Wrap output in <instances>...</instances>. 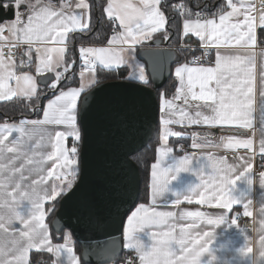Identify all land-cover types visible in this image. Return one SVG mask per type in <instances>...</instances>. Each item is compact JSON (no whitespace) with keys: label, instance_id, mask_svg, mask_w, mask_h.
Here are the masks:
<instances>
[{"label":"snow or ice","instance_id":"1","mask_svg":"<svg viewBox=\"0 0 264 264\" xmlns=\"http://www.w3.org/2000/svg\"><path fill=\"white\" fill-rule=\"evenodd\" d=\"M0 9L12 14L11 19L0 16V101L15 98L22 101L21 113L42 112V118L22 114L18 120H0V264H45L40 256L30 260L33 250L52 254L51 264H80L70 233L62 244H54L45 221L69 193L78 196L83 149L97 106L94 90L108 73L132 66L131 51L137 44L154 41L157 33L169 38L173 26L184 36L198 38L197 51L205 50L201 56L207 62L193 53L196 66H177L174 91L159 97V127L154 131L162 141L160 159L150 166L145 193L152 206L140 203L129 210L123 247L135 253L125 264H137V259L139 264H200L199 255L209 250L212 236L200 232V226L222 220L206 218L204 211L156 210L172 181L190 171L193 159L172 156L173 163L161 169L173 152L169 137L186 138L169 126L212 129L235 124L255 131L258 124V151L264 156V0L258 5L255 0H216L214 5L208 0H0ZM108 33L107 46H96L105 43ZM257 46L262 49L258 78L257 53L221 51ZM133 69L131 76L147 83L144 68ZM190 139L198 149L254 148L253 138L193 132ZM201 160L208 163L194 173L199 183L173 193L174 206L195 203L223 211L228 207L226 184L251 171V158L229 161L209 154ZM206 168L211 169L207 176ZM81 205L89 206L87 201ZM182 221L191 222L179 226L177 234ZM146 228L157 229L147 233L150 245L138 236Z\"/></svg>","mask_w":264,"mask_h":264},{"label":"water","instance_id":"2","mask_svg":"<svg viewBox=\"0 0 264 264\" xmlns=\"http://www.w3.org/2000/svg\"><path fill=\"white\" fill-rule=\"evenodd\" d=\"M0 16L12 18L3 9ZM170 46V38L159 40L137 53L150 87L131 80L110 81L94 90L97 106L83 149L78 196L69 193L51 223L54 233L72 235L85 264H113L122 254L123 225L138 201L141 185L132 157L149 145L156 132L157 92L170 80L178 60ZM82 201L89 206L83 207Z\"/></svg>","mask_w":264,"mask_h":264},{"label":"crops","instance_id":"3","mask_svg":"<svg viewBox=\"0 0 264 264\" xmlns=\"http://www.w3.org/2000/svg\"><path fill=\"white\" fill-rule=\"evenodd\" d=\"M256 3V0H255ZM182 29V24L180 25ZM167 28V25H166ZM181 41L180 45L177 47H171V49L176 50H183V51H191L192 48H198L199 40L197 37L182 35L181 31ZM156 39L154 41H147L143 44H137L134 49L131 51L130 63L132 66L129 67H121L126 68L128 70V76H130L133 72V66L139 65L144 68L146 74L145 65L137 59V53L139 50L144 48H149L151 43H155L159 40L166 41L169 38H163L160 36V33L156 34ZM110 39V38H109ZM187 41V44L185 43ZM107 46V45H105ZM115 48L119 49V45L114 46ZM23 50V46L20 49ZM261 48L257 46L255 49L249 48H228L222 49L221 51L227 53H245L249 51H254L257 53V78L259 77V53L261 52ZM213 53L215 50H212ZM127 55V53H126ZM79 57V53H78ZM213 59L215 56L213 54ZM188 61V60H187ZM187 61H184L182 64H186ZM179 65H175L172 68V78L174 79V84L178 83L175 77V68ZM99 68V66H98ZM120 69V68H119ZM107 71V70H106ZM51 73L46 74V76L51 77ZM86 76L88 73L85 74ZM147 78V74H146ZM40 80L41 84L45 83V80L42 78L37 77ZM78 76V80H79ZM148 79V78H147ZM140 82V81H139ZM257 93V99H258ZM15 98H13L14 100ZM4 101H0L2 103ZM46 103V101L44 102ZM179 103V102H178ZM194 111V110H193ZM206 111V109H204ZM38 118H42V112L40 113ZM255 123V121H254ZM159 127V114H158V126ZM172 131H180L185 134L186 138L179 139L177 137H169L168 146L173 148V152L169 157L164 158L163 163H161V169L169 166L173 163L172 156H175L178 159L182 158L186 154H180L176 150V144L186 142L189 143V136L191 133H201V134H209L214 133L215 137H236V138H253L254 139V148L251 149L255 154L256 159H264L258 149H259V141H260V133L258 131V124L256 125L257 130H249V129H241L238 125H225L222 127L212 128L209 129L206 125H191L187 127H181L179 125H170L169 126ZM202 138V137H201ZM71 141L69 139L68 143ZM191 141V139H190ZM162 141L160 140L159 136V145L157 147L160 148ZM155 151V157L153 163H156L160 157L159 152ZM198 149V148H196ZM244 149V148H239ZM200 152L198 155H188L191 156L193 159L191 163L188 165L190 171L188 172H181L176 180H173L172 183L169 185V191L165 193L162 200L159 201L156 210L158 211H176L179 212L181 209L188 210V211H204V215L206 218L210 219H220L222 220L219 224H208L202 223L200 226V232H210L212 233L211 238L208 241V248L207 252H203L199 255L200 264H264V171H261L260 168L255 163V159L253 155H239L245 157V160L251 158L249 167L251 171L247 172V175H243V177L237 181L235 184L228 183L224 188V192L226 193V200L228 202V207L225 208L223 211L216 210V209H209L206 205H197L183 203L179 206V208L174 206L175 196L173 193H179L183 189L187 188L189 185H195L199 183L198 177L194 174L196 170H198L203 164H207V160H201V157L207 156L209 154L218 155V156H225L229 161L235 159V157H228L225 155L226 152L235 151L233 150H224L222 148H212V149H198ZM237 156V157H239ZM198 161H200L198 163ZM211 169H205V176L210 173ZM229 177L235 179V177L231 176L229 173ZM150 178V175H149ZM149 182V179H148ZM148 206H152V202L149 196H147V202L145 203ZM235 214H239L241 217L251 218L253 220L252 227L250 229H244L241 227L240 224L235 223L233 221V216ZM48 216H46L47 221ZM45 221V222H46ZM127 217L125 219L123 228L126 226ZM191 221H182L177 226V234L179 226L183 225L186 226ZM46 225L48 226L47 222ZM17 228L20 225H16ZM49 233L53 240V243H63L65 234H69V232L65 231L62 234H56V237L52 234V228L49 227ZM150 231H157L156 228L148 229L146 228L144 231L138 234L139 238L145 245H150L152 241L149 239L147 235ZM71 236V235H70ZM122 242L123 245L125 243L122 231ZM71 246L74 247L75 254H77L76 246L71 236ZM123 249H125L123 247ZM128 251L127 254H133L135 259V253L132 251ZM36 256H40L45 260L47 264H51V261L55 259L52 254L47 252L37 253L33 250L30 253V260L35 258ZM45 256V257H44ZM79 257V256H78ZM47 258V259H45ZM80 260V258H79ZM81 264V260H80ZM119 264H125V258ZM137 264H139L137 259Z\"/></svg>","mask_w":264,"mask_h":264},{"label":"trees","instance_id":"4","mask_svg":"<svg viewBox=\"0 0 264 264\" xmlns=\"http://www.w3.org/2000/svg\"><path fill=\"white\" fill-rule=\"evenodd\" d=\"M99 2H100V0H97V3H99ZM208 2L214 5L216 3V0H208ZM96 11L98 14L99 9H97ZM180 34H181V31H178L177 28L175 26H173L171 31L169 32L170 45L172 47H177L180 45V41H181ZM110 35L111 34L108 33L106 37H103L105 40L104 44H97L96 46H105L106 45V39H109ZM175 51L178 55V60L174 64V66L182 64L184 61L189 60L191 58V56L193 55V53H195L194 51H183V50H176V49H175ZM75 54H76V57L78 59V50H76ZM104 72L107 73L106 70H104ZM96 75L99 77V75H100L99 70H98ZM127 77H128V70L126 68H120L117 70H113L111 73H108V78L101 80V83L110 82V81H130ZM76 81L78 84V82H79L78 75L76 77ZM142 84H144L148 87L151 86L149 81L147 83H142ZM173 85H174V79L171 76L168 83L161 90H159L157 92L158 102H159V97L161 94L168 92V90L174 91ZM168 98H171L170 94H169ZM21 103H22V101H17L16 99L8 101V102L0 103V120L6 119V118L10 119V120H18L22 114L25 116H28L30 118H38L39 117L40 113L38 114V116L33 115V113L31 112L30 109H25L24 112L21 113V111L18 110ZM158 145H159V135L156 131L152 140L150 141L149 145L145 149H143L141 152H139L138 154H136L135 156L132 157V160L134 161V163L137 165V167L139 169L140 179H141L139 198H138V201H137L135 206H138L140 203H146L147 202V196L145 195V193H146L147 187H148V179H149V175H150V166L154 161L155 151H156ZM58 206L56 208V211L58 209ZM132 210H134V208ZM56 211L54 213H52L51 215H48L46 222H47L49 227L51 226V223H52V220L54 218ZM52 234H53V236L56 237V234L53 231H52ZM73 241H74L75 246H76L77 254L81 260L80 245L74 240V238H73ZM127 253H128V251L123 249L120 258L116 262H114L113 264H119L120 262H122V260L124 259V256ZM45 259H47V258H45ZM81 264H85V263H83L81 260Z\"/></svg>","mask_w":264,"mask_h":264},{"label":"built area","instance_id":"5","mask_svg":"<svg viewBox=\"0 0 264 264\" xmlns=\"http://www.w3.org/2000/svg\"><path fill=\"white\" fill-rule=\"evenodd\" d=\"M259 3H260V0H256V4L258 5ZM197 49L198 48H192L191 51H194L195 55L197 57H200L202 62L206 63L207 62V57L201 56V52H203L205 50L204 49H200L199 51H197ZM211 59H212V61H214L213 57ZM192 61H193V55L187 61V64H189L191 66H196V65L192 64ZM181 145L183 147H181ZM175 148H176L178 153L186 154V155H198L199 152H200L198 149L192 147V140L190 141V136H189V143L188 144L186 142L178 143ZM245 154L253 155V157L255 159V163L257 164V166L260 168L261 171H264V159H256L255 158V154L252 151H250V150L237 149L235 151H229V152L225 153V155L228 156V157H237L239 155H245ZM233 221L235 223L240 224L241 227L244 228V229H250L252 227V223H253V220L251 218L241 217L239 214H235L233 216ZM124 258H134V255L132 253L131 254H126L124 256ZM45 264H47V263L45 262Z\"/></svg>","mask_w":264,"mask_h":264},{"label":"rangeland","instance_id":"6","mask_svg":"<svg viewBox=\"0 0 264 264\" xmlns=\"http://www.w3.org/2000/svg\"><path fill=\"white\" fill-rule=\"evenodd\" d=\"M128 77H130V78H128L129 80H131V81H133V82H139V80L138 79H136L134 76H128ZM71 143V141L69 142V144Z\"/></svg>","mask_w":264,"mask_h":264}]
</instances>
